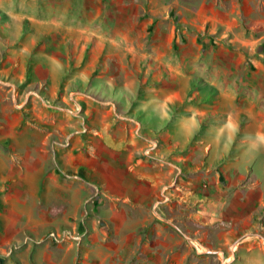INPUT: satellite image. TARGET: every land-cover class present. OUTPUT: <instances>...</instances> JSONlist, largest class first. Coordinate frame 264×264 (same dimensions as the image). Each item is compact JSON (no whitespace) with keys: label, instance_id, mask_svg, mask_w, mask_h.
<instances>
[{"label":"crops","instance_id":"obj_1","mask_svg":"<svg viewBox=\"0 0 264 264\" xmlns=\"http://www.w3.org/2000/svg\"><path fill=\"white\" fill-rule=\"evenodd\" d=\"M95 1L0 0V88L27 89L22 101L43 124L0 108V264H134L138 252L160 264L161 248L180 264L177 236L235 244L224 264H264V19L253 22L260 33L245 32L239 5L216 0L185 12L183 22L205 30L200 40L230 41L218 55L200 46L215 59L197 65L189 54L186 65L173 58V35L165 50L142 47L129 27L144 23L142 4L103 0L96 15ZM215 123L212 143L191 141ZM218 132L252 144L251 157L258 147L260 160L239 163L225 149L215 167L207 157ZM63 229L82 241L47 237Z\"/></svg>","mask_w":264,"mask_h":264},{"label":"rangeland","instance_id":"obj_2","mask_svg":"<svg viewBox=\"0 0 264 264\" xmlns=\"http://www.w3.org/2000/svg\"><path fill=\"white\" fill-rule=\"evenodd\" d=\"M206 0H133V2H137L144 6L142 8L141 12L142 17L144 19L143 24H137V25H129L131 31L133 33L136 31L138 32V35L140 32L143 33V39L140 41L143 44L142 47H144L146 50H152L155 48L159 50H165L168 47L169 40L163 37L165 35L174 36L173 39H170V44L172 46L173 54L175 55L173 58L175 59V62H179L182 64L187 65V58L189 54H191L189 57H191L192 60H195V63L197 65L201 64V62L206 63L207 60H212L214 57V52H211L210 54L205 55V58L202 59V56L200 57V46L202 48H205L207 46V43H211L212 45L218 47V51L216 52L217 55L221 53V49L225 47H228L230 45V41H224L220 43L221 41H206V40H200L199 38L203 37L205 34L204 29H194L195 27L190 24L189 22L185 23L183 22V17L185 16V12H193L200 10V7L203 5V3L206 4ZM217 2H224L229 4L230 7H233L234 5H239V8H237V11H239V19H240V26L245 30V32L249 31H259L258 25H255L253 22L256 20V18L264 19V0H216ZM103 0H96L95 6L92 7L91 10H93L94 14L96 15H103L104 14V4ZM129 2V0H128ZM175 3V4H173ZM165 5V8L164 6ZM183 5V7H182ZM163 6V8H162ZM162 9H165V12H159L162 11ZM82 14H87V12H81ZM49 15L55 16V13L50 12ZM154 21L152 22L151 19ZM260 25V24H259ZM101 27H104V25H100ZM106 27V25H105ZM193 29L197 31V40L193 41L190 40L186 31L190 32V29ZM184 29H186L184 31ZM188 29V30H187ZM25 31L27 33H30L31 30L27 29L25 27ZM204 31V32H203ZM203 32V33H202ZM192 33H195L192 31ZM258 33V32H257ZM260 33V31H259ZM195 35V34H194ZM161 37V38H157ZM264 40V39H263ZM260 41L257 45H261L264 42ZM225 42V43H224ZM254 56H259L262 60V57L258 54V51H253ZM223 59H230L229 56L223 57ZM238 62L241 63L242 56L240 55L237 57ZM255 64V61H254ZM28 76V75H27ZM194 80H201L202 78L198 75L193 76ZM18 83V82H17ZM16 88L13 92V85L10 84L9 86H5V88H0V94L5 96V99L2 103H0V108L4 109L5 113L10 112L11 110L14 111L16 109L13 108V105L16 106L17 111H19L22 114L23 119L20 120L19 123L23 124L24 119L28 120L31 124L36 125L38 127H42L43 124L39 122V120L35 117V115L32 112V109L29 107V104L24 103L23 95L25 94V91L27 89H24L25 91L18 89V84H15ZM193 87L198 88L199 90H204L205 88L199 86L197 87L195 82L192 83ZM13 90V91H12ZM13 93V100L12 95ZM35 95L39 94L37 92L34 93ZM30 95V94H29ZM15 101V102H14ZM203 103L204 105H209L211 103L210 97L206 99L205 102H199V104ZM8 120H0V127H7ZM169 123V121H166V123H163L162 126H166ZM174 122L170 123L173 124ZM221 127L220 123L210 124L209 126H201L199 125L196 130H194V133L191 136V141L194 138H203L206 139L208 136L215 135L216 131L219 130ZM219 133V140L220 143L216 146H213L210 150V153L208 155V161L210 163L213 162L214 166L216 167L219 163H221V160H224V150L227 151V154L230 155V152L235 153L234 155H239L240 159L238 160L239 163H243L246 161V159H255V162H258L260 160L261 155L259 153L258 147H256L254 155L252 154V157L248 153L249 146L253 147L252 144H239L236 143L234 138L229 140L227 138L226 132H218ZM181 138V137H180ZM206 139L208 142L212 143V141L209 139ZM217 164V165H216ZM257 171H260V169H257ZM166 188H164L165 191ZM167 194H164L162 197V200L167 201ZM197 242L198 248H196L192 243ZM203 246V248L200 247ZM177 260H182L180 264H200L198 261L200 256H206L208 257V264H224L231 258L232 252L235 250V244L230 245L229 247H221V248H209L202 244L198 239H195L194 237H188L187 239L178 237L176 238V246L173 249ZM159 254L161 256L160 264H174L171 260V248H161L159 250ZM146 254L144 252L137 253L136 257V263L134 264H140V258L145 259L144 264H151L148 262V259L145 256ZM169 256V257H168ZM185 257V258H184Z\"/></svg>","mask_w":264,"mask_h":264},{"label":"built area","instance_id":"obj_3","mask_svg":"<svg viewBox=\"0 0 264 264\" xmlns=\"http://www.w3.org/2000/svg\"><path fill=\"white\" fill-rule=\"evenodd\" d=\"M157 147V142L155 140L150 141V146H148L145 150V154L150 155L152 149ZM47 237L51 238L54 241H62L65 239H72L73 241L80 243L82 241V235L80 233H72L67 229H63L60 231L52 230L47 234ZM196 248H198V243H192Z\"/></svg>","mask_w":264,"mask_h":264},{"label":"bare ground","instance_id":"obj_4","mask_svg":"<svg viewBox=\"0 0 264 264\" xmlns=\"http://www.w3.org/2000/svg\"><path fill=\"white\" fill-rule=\"evenodd\" d=\"M203 248V246H201Z\"/></svg>","mask_w":264,"mask_h":264}]
</instances>
